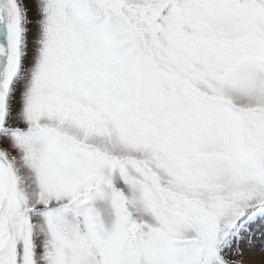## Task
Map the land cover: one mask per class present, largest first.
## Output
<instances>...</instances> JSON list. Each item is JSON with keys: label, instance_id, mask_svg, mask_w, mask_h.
Masks as SVG:
<instances>
[{"label": "snow or ice", "instance_id": "obj_1", "mask_svg": "<svg viewBox=\"0 0 264 264\" xmlns=\"http://www.w3.org/2000/svg\"><path fill=\"white\" fill-rule=\"evenodd\" d=\"M264 264V0H0V264Z\"/></svg>", "mask_w": 264, "mask_h": 264}, {"label": "bare ground", "instance_id": "obj_2", "mask_svg": "<svg viewBox=\"0 0 264 264\" xmlns=\"http://www.w3.org/2000/svg\"><path fill=\"white\" fill-rule=\"evenodd\" d=\"M260 252H259V250L256 252V254H255V260L257 261V264H259V261H260Z\"/></svg>", "mask_w": 264, "mask_h": 264}]
</instances>
